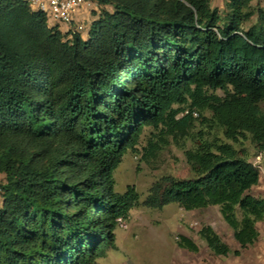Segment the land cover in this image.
Returning a JSON list of instances; mask_svg holds the SVG:
<instances>
[{
  "label": "trees",
  "instance_id": "trees-1",
  "mask_svg": "<svg viewBox=\"0 0 264 264\" xmlns=\"http://www.w3.org/2000/svg\"><path fill=\"white\" fill-rule=\"evenodd\" d=\"M253 1L229 0L222 16L209 0H96L112 10L67 39L27 2L0 0V264H98L117 250L141 199L116 190L115 171L147 128L145 158L174 143L193 176L160 177L143 205L219 206L241 248L258 240L264 4ZM198 234L215 255H241L211 225ZM177 245L200 250L186 235Z\"/></svg>",
  "mask_w": 264,
  "mask_h": 264
},
{
  "label": "rangeland",
  "instance_id": "rangeland-1",
  "mask_svg": "<svg viewBox=\"0 0 264 264\" xmlns=\"http://www.w3.org/2000/svg\"><path fill=\"white\" fill-rule=\"evenodd\" d=\"M209 1L213 8H218L222 16H225L228 11L226 3L229 0ZM263 4L264 0H254L252 7L256 9ZM256 21L255 14L245 22L244 28L248 29ZM213 92L219 95L225 94L221 89ZM209 114L206 112V115ZM197 127L201 128V119H198ZM151 131V128L145 130L137 151H128L115 171L116 190L124 192L129 186H135L140 193L141 204L131 210L128 219L120 222L116 230L118 249H109L106 256L98 260V264H263L264 220L257 224L260 231L258 240L243 249L237 242L233 229L224 220L219 206L186 210L176 203L168 204L162 209H152L143 205L151 186L160 177L193 176L184 149L174 143L163 148L156 156L145 158L144 148L148 145L147 140ZM218 136L224 138L222 132H218ZM193 145L191 140L186 142L187 148ZM235 146L250 155L255 152L250 140L243 139L242 142L235 143ZM255 158L252 157L253 162ZM262 172L261 186L251 190L252 194L260 197H264V171ZM1 181L3 178H0ZM238 218H242L240 210ZM205 225H211L233 250H240L241 255H215L198 234ZM180 235L193 239L200 247L199 252L194 253L180 248L177 245Z\"/></svg>",
  "mask_w": 264,
  "mask_h": 264
},
{
  "label": "built area",
  "instance_id": "built-area-1",
  "mask_svg": "<svg viewBox=\"0 0 264 264\" xmlns=\"http://www.w3.org/2000/svg\"><path fill=\"white\" fill-rule=\"evenodd\" d=\"M27 2L35 11H41L51 26H57L67 37L72 38L76 33L88 35L91 23L97 19L101 8L96 0H23ZM92 9H88V8ZM88 11V15L83 11ZM94 11L96 13H94ZM66 26V29H62ZM264 152L255 158V164L264 171ZM1 192V188H0ZM264 264V261H263Z\"/></svg>",
  "mask_w": 264,
  "mask_h": 264
},
{
  "label": "crops",
  "instance_id": "crops-1",
  "mask_svg": "<svg viewBox=\"0 0 264 264\" xmlns=\"http://www.w3.org/2000/svg\"><path fill=\"white\" fill-rule=\"evenodd\" d=\"M99 8H101V9L105 8L107 10H112V7L110 5H105V6H102V7H97V9H99ZM94 13H96V12L94 11ZM83 14L88 15V11L84 10L83 11ZM62 29H66V26H63ZM85 38H86V36H85ZM262 174H263V172H262ZM0 178H4V175L3 174H0ZM261 184H262V177H261V182L259 184V187L261 186ZM1 204H2V197L0 196V205Z\"/></svg>",
  "mask_w": 264,
  "mask_h": 264
}]
</instances>
